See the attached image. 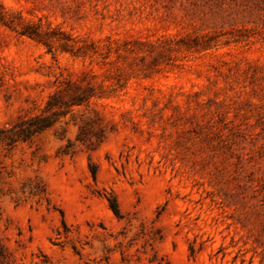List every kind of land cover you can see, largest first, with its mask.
Segmentation results:
<instances>
[{
  "label": "rangeland",
  "instance_id": "rangeland-1",
  "mask_svg": "<svg viewBox=\"0 0 264 264\" xmlns=\"http://www.w3.org/2000/svg\"><path fill=\"white\" fill-rule=\"evenodd\" d=\"M0 14V128L91 92L0 144V264H264V0Z\"/></svg>",
  "mask_w": 264,
  "mask_h": 264
},
{
  "label": "trees",
  "instance_id": "trees-1",
  "mask_svg": "<svg viewBox=\"0 0 264 264\" xmlns=\"http://www.w3.org/2000/svg\"><path fill=\"white\" fill-rule=\"evenodd\" d=\"M0 20H2L1 14ZM21 33L39 41L44 37L34 26H25ZM89 96L91 92L88 87L84 88L81 93L70 96L68 101L61 99V90L55 92L48 98L40 113L22 118L7 128H0V144L11 148L19 142L29 141L33 136L51 127L67 109L84 103ZM112 209L116 212L114 204H112Z\"/></svg>",
  "mask_w": 264,
  "mask_h": 264
}]
</instances>
